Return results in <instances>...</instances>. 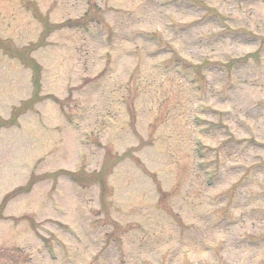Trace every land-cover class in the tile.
Here are the masks:
<instances>
[{
  "label": "rangeland",
  "instance_id": "1",
  "mask_svg": "<svg viewBox=\"0 0 264 264\" xmlns=\"http://www.w3.org/2000/svg\"><path fill=\"white\" fill-rule=\"evenodd\" d=\"M0 264H264V0H0Z\"/></svg>",
  "mask_w": 264,
  "mask_h": 264
}]
</instances>
